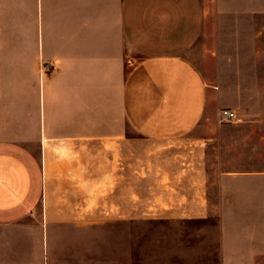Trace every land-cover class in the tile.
Returning a JSON list of instances; mask_svg holds the SVG:
<instances>
[{"label": "crops", "instance_id": "crops-1", "mask_svg": "<svg viewBox=\"0 0 264 264\" xmlns=\"http://www.w3.org/2000/svg\"><path fill=\"white\" fill-rule=\"evenodd\" d=\"M262 20L264 0H0V33H17L18 59L27 33L34 76L29 99L17 93V137L0 131V264H47L58 228L122 214L176 229L157 241L160 264L263 256L258 243L230 238L223 218L218 241L186 231L216 212L258 213L232 199L237 182L264 175L220 174L217 206L208 177L122 155L138 138L217 133L199 125L217 88L188 55L211 33L215 43L223 23ZM7 100L1 91L2 111Z\"/></svg>", "mask_w": 264, "mask_h": 264}, {"label": "rangeland", "instance_id": "rangeland-1", "mask_svg": "<svg viewBox=\"0 0 264 264\" xmlns=\"http://www.w3.org/2000/svg\"><path fill=\"white\" fill-rule=\"evenodd\" d=\"M223 24L225 33H217L215 43L211 33L188 55L206 84L217 88L215 99L210 100L211 117L199 124L216 126L217 133L196 130L166 141L138 138L122 150L123 156L168 160L163 163L173 164L169 168L208 177L210 200L217 206L220 174L264 175V20ZM25 34V54L18 59L17 33H0V94L2 91L8 96L3 111L0 102V131L10 139L17 137V93L25 89L26 100L32 93V43ZM224 109L235 111L239 120L223 119ZM211 136V140L206 139ZM145 185L144 181L137 183L138 193H144ZM236 186L241 192L232 199L234 204L259 205L258 213L247 212V207L240 213L216 212L204 219V225L191 226L186 232L199 229L197 232L218 241L223 218L230 238L262 246L263 256L240 264H264V178L240 181ZM137 201L143 205L141 199ZM146 216L105 215L88 226L60 227L56 231L55 254L47 264H160L157 241L175 237L176 229H163Z\"/></svg>", "mask_w": 264, "mask_h": 264}, {"label": "built area", "instance_id": "built-area-1", "mask_svg": "<svg viewBox=\"0 0 264 264\" xmlns=\"http://www.w3.org/2000/svg\"><path fill=\"white\" fill-rule=\"evenodd\" d=\"M222 118L226 120L238 121L239 118L237 117L235 111L224 109L222 110Z\"/></svg>", "mask_w": 264, "mask_h": 264}]
</instances>
